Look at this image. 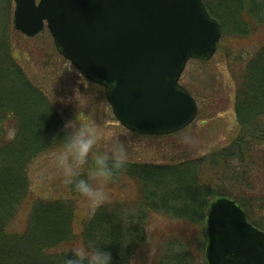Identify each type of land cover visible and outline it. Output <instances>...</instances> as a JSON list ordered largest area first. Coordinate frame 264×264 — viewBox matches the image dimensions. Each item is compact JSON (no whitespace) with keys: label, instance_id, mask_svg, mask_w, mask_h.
Segmentation results:
<instances>
[{"label":"trees","instance_id":"1","mask_svg":"<svg viewBox=\"0 0 264 264\" xmlns=\"http://www.w3.org/2000/svg\"><path fill=\"white\" fill-rule=\"evenodd\" d=\"M204 3L221 24L222 38L261 37L236 85L238 136L228 148L194 161L129 163L103 188L119 184L120 189H134V206L128 201L105 203L85 218L78 216L77 204L86 198L68 185L70 198H34L30 192L31 165L55 153L69 129L57 102L12 63L8 28L0 20V264H64L71 248L88 242L110 249L113 264H134L148 240L147 218L154 214L166 217L170 225L152 264H194L192 250L202 247L208 204L223 196H237L249 221L264 229V223L252 221L255 201L242 194L250 188V167H258L255 159L264 168V0ZM125 179L128 183L121 184ZM25 208L29 211L20 221ZM191 230L196 237L190 241Z\"/></svg>","mask_w":264,"mask_h":264},{"label":"water","instance_id":"2","mask_svg":"<svg viewBox=\"0 0 264 264\" xmlns=\"http://www.w3.org/2000/svg\"><path fill=\"white\" fill-rule=\"evenodd\" d=\"M14 29L46 28L58 53L104 89L115 119L146 136L189 126L198 108L179 85L190 60L209 61L222 37L202 0H13ZM205 264H264V232L229 198L206 211Z\"/></svg>","mask_w":264,"mask_h":264},{"label":"rangeland","instance_id":"3","mask_svg":"<svg viewBox=\"0 0 264 264\" xmlns=\"http://www.w3.org/2000/svg\"><path fill=\"white\" fill-rule=\"evenodd\" d=\"M202 1L204 3L212 0ZM13 12V0H0V20L2 25L8 28V40L12 44V63L20 66L29 80L50 99L57 102L65 123L80 117L81 122H93L100 127L105 139L114 134H121V139L136 140L140 144V150L131 155L130 163L175 165L194 161L219 149L228 148L238 136L239 127L234 107L236 85L240 72L261 45H259L261 37L256 36V33L254 38L244 41H238L233 37H221L212 59L207 62L190 60L187 63L179 83L195 100L198 108L197 116L185 129L169 136L155 137L139 135L121 126L112 113L103 88L84 79L78 70L58 53L46 28L33 38H27L15 31ZM215 20L219 23L217 19ZM10 135L12 136V133ZM107 147L106 142L101 140L95 150L106 151ZM54 155L55 153L37 159L29 169L30 192L34 198L52 199L63 195L70 198L66 191L67 185L62 182L60 171L54 163ZM255 160L258 167H250L251 173L248 176L250 188L248 192H242V194L255 201L252 221L263 225L264 168H260V165H263L260 158ZM91 161L90 158L89 163ZM234 166L239 167V162L235 161ZM126 180H123L121 184L128 183ZM103 192L104 199L100 204H93L88 199L80 200L77 204L78 216L89 217L97 207L105 203L128 201L134 206L136 200L134 189H120V185L117 184V188L112 187L110 190L103 188ZM227 198L241 206L236 201L237 196ZM132 208L131 211L134 210V207ZM28 211L29 208L22 211L20 221L25 219ZM169 222L162 215L148 216L146 229L148 240L135 257L134 264H152L158 258L161 253L162 236L167 234ZM257 228L264 232L260 226ZM192 231H188L190 241L194 236ZM202 239V247H197L195 250L192 248L195 255L194 264H205V221ZM150 242L154 245L148 248ZM191 245L193 246L192 242Z\"/></svg>","mask_w":264,"mask_h":264},{"label":"clouds","instance_id":"4","mask_svg":"<svg viewBox=\"0 0 264 264\" xmlns=\"http://www.w3.org/2000/svg\"><path fill=\"white\" fill-rule=\"evenodd\" d=\"M81 121L78 117L65 123V129L71 131L55 152L54 163L65 185L93 204H100L104 199L103 186L126 168L131 155L140 150V144L132 138L121 139V134L105 139L95 123ZM101 140L108 145L106 151L95 150ZM90 158L91 166L83 171ZM69 253L64 264H113L111 250L94 242L75 246Z\"/></svg>","mask_w":264,"mask_h":264}]
</instances>
